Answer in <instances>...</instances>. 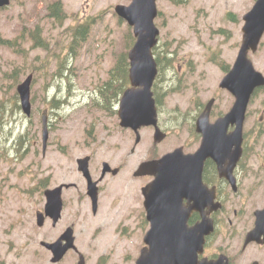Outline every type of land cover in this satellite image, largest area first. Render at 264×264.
Instances as JSON below:
<instances>
[{"label":"rangeland","instance_id":"obj_1","mask_svg":"<svg viewBox=\"0 0 264 264\" xmlns=\"http://www.w3.org/2000/svg\"><path fill=\"white\" fill-rule=\"evenodd\" d=\"M54 1L63 4L66 18L62 24L49 16L48 8ZM255 2L157 1L156 24L161 31L158 50L162 55L167 46L175 57L159 77L180 82L179 92L169 97L166 110L185 111L193 102L206 104L213 97L218 98L216 115L231 108L233 100L219 88L226 72L217 63L234 64L243 40V16ZM130 3L131 0H12L10 7L0 10V264H52L51 254L40 243L56 241L68 227L74 228L76 245L87 264H135L140 255L144 233L117 228L119 219L108 207L109 202L131 198L135 181L123 187L115 184L118 186L107 190V205L98 218L77 212L76 194L65 195L66 208L56 227L47 220L39 228L36 218L38 212L44 211L46 189L64 180L78 181L83 186L71 169L72 165L76 171L73 163L78 158L95 151L94 163L123 161L125 172L115 179L120 183L124 176L133 177L138 162L145 157L144 147L131 153L135 137L131 139L129 133L122 132L117 116L99 107L104 102L99 90L108 80L116 58L130 50L132 44V29L115 13L117 5ZM88 23L91 30L86 41L72 48L70 29ZM36 34L39 40H35ZM250 56L264 75V38L259 51ZM63 61H67L70 71L60 79L56 72ZM18 67L25 73L20 74L19 83L34 74L31 117L15 106L18 84L11 86V76ZM54 98L58 101L56 108L50 104ZM248 111L246 129H251L254 143L250 163L264 167V88L254 96ZM43 116H47L50 133L45 154ZM261 180L264 173L253 182L259 189H254L247 200L248 209L264 205ZM239 243L229 245L227 241L221 246L235 256L233 248L237 250ZM250 254L264 260V247L253 248ZM78 260L71 252L59 264H77Z\"/></svg>","mask_w":264,"mask_h":264},{"label":"flooded vegetation","instance_id":"obj_2","mask_svg":"<svg viewBox=\"0 0 264 264\" xmlns=\"http://www.w3.org/2000/svg\"><path fill=\"white\" fill-rule=\"evenodd\" d=\"M229 70L226 71V74ZM179 84V81H174L173 79L156 80L153 87L154 98L158 109V126L163 135L161 141L156 138L157 129L152 126L142 127L139 130L140 140L137 144L138 136L133 130L121 129L122 132L129 133L131 139L135 137V145L131 149L132 154L136 153L140 147L145 148V157L138 162L140 164L134 173L140 171L144 163L159 162L163 157L177 150H181V154L185 156L196 154L204 142V136L198 131L197 124L200 116L206 110L207 105L211 101H214L211 106L209 118L211 124H214L219 118L224 117L233 106L228 111H221L216 115L218 98L213 97L206 104L198 101L193 102L192 106L185 111L180 109L166 110L165 106L167 105L169 97L179 92ZM220 89L230 95L234 104L235 97L228 90ZM249 115L248 111L244 126L242 155L238 163H217L210 156H207L204 160L201 176L204 193H201V187L196 184L189 187L178 185L171 189L172 192L169 194L168 199L165 200L160 197V190L165 189V187L159 185L154 186L158 182L156 174H142L138 177L127 175L124 176L120 183H116L115 179L125 172L123 165L125 163L123 161L121 163H110L106 161L94 163V155H96V152L92 151L90 154L84 156L90 157L89 163L82 164H88L89 176L97 184L96 195L93 197L89 194L88 177L84 176L80 171L81 163H79V159L84 157L78 158L76 163H73L76 171L72 165L71 169L72 172L80 177V182L83 186L78 181L64 180L53 187L62 188V217L66 208L65 195L76 194L77 212H86L93 218H98L103 214L107 205L106 200L108 194L106 191L118 186L115 184H120L123 187L126 185V182L130 183L131 181H135L136 185L131 198L127 197L120 201L109 202L108 207L115 211V215L119 219L117 228L124 230L136 229L144 233L142 249L137 260L140 258L143 249L147 247L145 237L153 226H159L164 231H172L174 229L179 231H196L201 229L203 224H206L207 219H210L213 222L214 230L209 236L205 237V242L201 250L197 252L195 264H200L205 259L218 261L221 257H226L227 259L225 260L228 264H264L263 259L260 257H251L250 254L253 248H263L264 244L258 241L247 243L248 234L256 228V213L264 210V205L254 210L248 209L247 207V200L253 196V190L259 189L258 187L254 188L253 182L259 180L261 173H264V167L257 165L259 163H250L253 158L252 145L254 143L251 129H246L249 122ZM235 128L230 126L227 133L230 135L235 131ZM146 132H148V135H146ZM167 141H171V144ZM161 145L166 146L164 149H161ZM106 166L108 169L104 174ZM261 182L264 181L261 180ZM186 188H189V190L186 191ZM146 193H151L153 196V218L155 222L151 221L148 216ZM80 199H82L81 202ZM114 204L115 207L113 208ZM47 220L53 224L51 219ZM61 221L62 218L56 225L53 224V226L56 227ZM238 240L240 242L239 247L237 250L233 248L236 252L235 256L230 254L227 247L223 248L221 246L223 242L229 241V245H231V242ZM262 240H264V235L260 238V241ZM74 253L78 256V253Z\"/></svg>","mask_w":264,"mask_h":264},{"label":"water","instance_id":"obj_3","mask_svg":"<svg viewBox=\"0 0 264 264\" xmlns=\"http://www.w3.org/2000/svg\"><path fill=\"white\" fill-rule=\"evenodd\" d=\"M10 4L11 0H0V8L8 7ZM115 11L133 28L137 39L129 53L132 87L125 91L121 99L119 110L121 126L131 128L137 133L143 126H155L157 128L156 138L161 141L163 135L158 128L157 109L152 93V86L158 74L157 63L153 55V49L158 44L160 35V31L155 25V19L158 16L157 0H132L128 6L118 5ZM243 19L245 21L244 36L238 58L220 85L221 88L229 90L236 97L232 110L215 124H210V111L214 102L211 101L198 120V131L204 136V142L196 154L185 156L181 154V150H177L166 155L159 162L144 163L140 171L136 173V176L156 174L158 182L154 186L165 187L160 190V197L165 200L172 192L171 189L178 185L189 187L196 184L201 187V193H204L201 176L203 162L207 156L212 157L217 163H238L241 158L248 105L254 91L264 87V75L255 69L249 57L250 51L257 52L264 35V0H257ZM32 81L33 75H30L17 88L22 110L27 116L32 114ZM230 126H234L236 129L229 135L227 132ZM43 133L44 149H46L49 138L46 120ZM139 140L138 135L137 143ZM88 162L89 158L79 160V163ZM107 169L106 166L104 174ZM80 170L88 177V191L94 197L97 192L96 183H93L89 176L88 164H81ZM187 190L189 188H186ZM61 192V187L46 191L48 203L45 214L39 213L37 216L38 226L44 225L46 217L52 218L54 224L59 221L63 209ZM146 199L149 219L155 222L152 194L146 193ZM256 215V228L248 234L247 243L258 241L264 244V240L260 241L264 235V210L258 211ZM213 230V222L210 219H207L206 224L196 231H179L177 229L164 231L159 226H153L145 237L148 247L143 249L135 264H195L198 250H201L205 237L209 236ZM73 234L74 231L70 228L57 242L42 243L44 247L52 251L53 263L60 262L70 249L77 250ZM225 259L227 258L221 257L218 261L205 259L200 264H228ZM78 264H86L83 255H80Z\"/></svg>","mask_w":264,"mask_h":264},{"label":"trees","instance_id":"obj_4","mask_svg":"<svg viewBox=\"0 0 264 264\" xmlns=\"http://www.w3.org/2000/svg\"><path fill=\"white\" fill-rule=\"evenodd\" d=\"M176 4H183L186 3L187 0H170ZM49 16L56 18L61 24L66 18V13L63 9V4L61 1H57L53 3L52 5L49 6ZM91 30V25L90 23L86 25H81L77 28L70 29V33L74 38V45L72 48L76 49V46H79L80 43L85 42L87 39V36L89 35ZM132 39V43L134 44L135 38L132 35H130ZM39 36L38 34L35 35V40L38 39ZM155 55L157 58V61L160 65L161 72L163 73L164 70L168 67V64H171L170 62L172 59H168L164 56L161 55L160 52L155 50ZM67 60V58H66ZM169 61V62H167ZM66 63V65H65ZM61 67H59L58 71L56 72V77L60 78L64 75V72L70 71V68L67 67V61L61 62ZM66 66V67H65ZM65 67V69L62 71L61 69ZM20 74L25 75L24 71L18 67L17 69L14 70L11 76L12 80V85L11 86H16L19 84V76ZM61 79V78H60ZM129 82V61L127 57V53H122L120 56L116 59L115 62V67L110 71V78L103 84L102 88L99 90L100 96L103 98V108L105 106L110 105L112 99L118 100L119 95L123 91L124 87L128 84ZM15 98V106L20 109L19 106V97L18 94L15 93L14 95ZM60 102V101H59ZM52 108H56L58 106V101L56 98L50 102ZM2 110V109H1ZM2 116H5L4 111H2ZM1 118V117H0ZM1 126V123H0Z\"/></svg>","mask_w":264,"mask_h":264}]
</instances>
